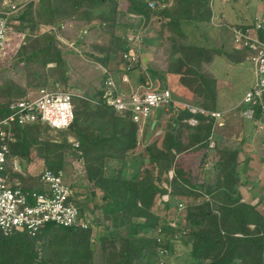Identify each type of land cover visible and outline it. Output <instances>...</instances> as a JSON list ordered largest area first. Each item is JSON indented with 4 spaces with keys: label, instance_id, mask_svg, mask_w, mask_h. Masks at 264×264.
Masks as SVG:
<instances>
[{
    "label": "trees",
    "instance_id": "obj_1",
    "mask_svg": "<svg viewBox=\"0 0 264 264\" xmlns=\"http://www.w3.org/2000/svg\"><path fill=\"white\" fill-rule=\"evenodd\" d=\"M126 1V10H119L117 0H35L12 11L0 0V17L8 24L17 23L11 26L19 34L27 29L23 44L9 64L0 65V119L9 102L40 88L57 84L73 91L63 40L74 45L87 43L89 51L84 55L96 69L103 70L94 97L73 91V129L58 131L62 135L59 141L45 138L47 127L39 123L11 127L13 142L3 172L12 181L20 178L12 170L13 160L27 167L40 159L44 169L63 177L75 162L78 178L88 184L85 190L90 196L80 203L72 191L70 200L78 211V222L84 223L86 229L46 225L34 235L21 230L7 236L0 231V264H171L177 243L184 253L181 263L172 264H264V209L259 208L262 202L252 205L243 201L239 191L244 184L237 174L238 154L250 146L246 136L240 133L238 140L227 144L229 140L225 142L215 133L217 118L190 114L174 102L218 113L211 63L215 58H225L230 64H240L249 51L241 53L233 46L208 48L189 41L184 27L210 26L214 0ZM150 4L155 8L150 9ZM155 24L153 56L159 54L163 66L123 58L133 48L127 34L135 33L138 25ZM94 25L98 33L92 35L93 40H75L78 28L95 30ZM40 26L49 29L39 33ZM249 27L251 24L233 26L242 32ZM227 30L233 40L231 28ZM106 34L109 39L97 42ZM256 36L264 45V28L257 30ZM121 64L123 68H118ZM8 65L17 71V76L10 75ZM19 65L22 67L18 70ZM141 65L146 75L152 74L159 90H164V85L170 94V102L160 106L162 110L146 143L152 114L138 140L139 125L131 120V114H117L103 97L104 82L107 78L113 81L115 73L122 72L139 88L143 86ZM180 85L184 90H178ZM116 89L114 84L112 96L120 94ZM246 108H240L238 113L243 115ZM164 118L165 127L156 134ZM189 118H194L196 125H188ZM249 121L253 129L264 124L260 108L252 107ZM66 135L74 138L76 147ZM263 138H256L259 143L255 145L262 157ZM191 149L201 152L200 163L214 159L211 173L203 174L199 184L189 174V165H193L190 161H186L190 177L174 170L178 162L184 161L180 156ZM109 162H117L119 167ZM169 171L173 173L168 177ZM18 186L24 192L33 190L23 183ZM68 187L72 190L74 185ZM95 191L101 193L100 205L88 208L87 201L92 203ZM173 202L184 208L175 228L154 211L167 212ZM93 227L98 231L91 237Z\"/></svg>",
    "mask_w": 264,
    "mask_h": 264
},
{
    "label": "built area",
    "instance_id": "obj_2",
    "mask_svg": "<svg viewBox=\"0 0 264 264\" xmlns=\"http://www.w3.org/2000/svg\"><path fill=\"white\" fill-rule=\"evenodd\" d=\"M153 7V4H150ZM15 11V5L10 6ZM12 24L0 17V61L10 54H15L23 44V34L12 31ZM264 28V18H257L251 27L244 32L231 28L233 33L232 46L243 53L249 51L244 61L250 66L254 82L245 92L242 104L246 106L243 116L250 119L252 107H258L264 114V45L256 36V31ZM135 52L128 51L123 56L132 62L136 60ZM105 104L117 114L126 112L131 114V120L143 126L151 112L170 102L167 90L155 91L149 79L144 85L130 95H111L114 83L111 78L104 82ZM76 94L72 90H64L57 84L49 88H40L35 93L13 100L7 104L5 116L0 119V231L4 236L15 231L25 230L34 235L46 225L63 229H86L84 223L78 222V211L70 200L73 198L72 190L64 183L60 173H53L43 169L38 173L41 191H22L16 184L8 181L3 175L9 146L13 142L11 127L39 123L48 129L65 131L72 125L73 114L71 99ZM190 114H200L211 118H218L219 113L204 111L200 108L181 103ZM186 123L196 125L194 118H189ZM259 126L264 128V124ZM75 147L76 143L73 144ZM212 143L209 147H212ZM12 170L18 171L16 160L12 162ZM166 198V197H165ZM166 200V199H165ZM180 207V206H179Z\"/></svg>",
    "mask_w": 264,
    "mask_h": 264
},
{
    "label": "rangeland",
    "instance_id": "obj_3",
    "mask_svg": "<svg viewBox=\"0 0 264 264\" xmlns=\"http://www.w3.org/2000/svg\"><path fill=\"white\" fill-rule=\"evenodd\" d=\"M31 1L33 2L35 0H4L3 6L9 8L10 6L15 5V7L17 8L18 6L25 5ZM117 2L119 10H126L128 6L126 0H117ZM154 8V5L153 7H150V9ZM212 11L213 17L210 26L197 24L199 25L198 29H194L192 25L189 27L185 26L184 31L188 35L189 41L192 43L194 42L200 46H205L208 48L222 47L224 49H228L232 47V38L231 35L228 34L227 29L229 28L230 31V28H232L233 26H241L244 24L249 25L251 24V22H253V20L255 21V19L257 18H264V0H214L212 3ZM11 24L12 26H15L17 23L12 22ZM12 26L11 29L12 31H14ZM94 26L95 30H92V28L90 27L87 29L86 27L78 28L76 31L77 36L75 37V40L79 38L83 41L93 40L92 35H96L98 33L97 25ZM154 28H157L156 24L151 27H142L138 25L135 33L127 34L128 40L131 41L133 46V48L131 47L129 51L133 53L135 52V54L138 53V56L135 55L136 60H142V57L144 56L143 49L155 47V42L149 43V41H151V38H153V40L156 39ZM48 29L49 27L40 26L38 32H44ZM25 32H27V29L24 31V33ZM119 33L120 31H117V34ZM121 35L123 34L121 33ZM107 38L109 39L108 34L104 35L103 37H98L99 40H97V42L101 40L103 41L104 39L107 40ZM63 42H65V44L67 45L66 49L63 50V54L66 64L69 68L70 85L71 87H73V91L77 95L85 94L89 97H94L95 88L99 87L100 84L99 80L102 75V70L100 69V71L99 69H96V65L91 64L93 62H90L91 60H89L87 56L84 55V52L89 51L87 43H85L86 45H84V47H81L82 44L80 43L74 45L73 43H66V40H63ZM147 53L150 54V58L148 60L149 65L161 66V59L159 54L156 55V58L153 56L155 50H153V53H151L150 51H148ZM12 57L13 54H10L0 63V65L7 66ZM142 63L144 62L142 61ZM21 67L22 66L19 65L18 70ZM118 68H123V64L119 65ZM9 69L10 75L12 77L17 76V71H15L12 67H9ZM141 69L143 78H145V80H147L148 78L150 79L153 85V89L155 91H162L159 90L160 88L156 83V80L153 79L152 74L150 72H147L146 75V73L143 71L144 67L142 65ZM210 71L212 74H214V77L216 79H220L223 82L221 84V88L224 89V94L221 96L223 97L222 102L225 103L224 108L227 105H229V107H235L237 105L234 110H229L227 114H223L221 116L220 121L222 122V125L216 127L217 130L215 128V133L222 137L225 142L229 140L227 144L232 143V140H238L241 131H243V134L245 136L246 134L250 136L246 137V142L250 146H248L247 149H243L238 155L239 167L237 169V174L241 183L244 184L239 187V191L242 196V200L248 201L252 205L261 200L262 203L260 204L259 208L262 210L264 209V161L258 160L262 155L261 153L259 154L256 152L257 146L255 145L259 143V140H257L256 138L259 139V136L261 137L262 135L264 137V128L261 126H257L255 129H253L249 119H245L243 115L238 113L240 108H245V106L242 104V98L245 92L252 86L254 82L252 70L246 62L244 65H232L229 64V62L226 61L225 58H215L213 64L210 67ZM178 90H184L182 85L178 86ZM159 110H162L161 107H159ZM45 138L59 141L62 138V135H60L58 131L47 128L45 132ZM66 138L70 143H72V141L74 140V138L70 135H66ZM262 147L264 148V142L262 144ZM249 154L256 156L255 158H252L248 156ZM200 159L202 158L200 157ZM195 161L196 160H194L193 165H189L192 171L191 179L194 183L199 184L203 174L208 175L211 173L214 159H208L206 163H200V160L198 162L196 161L195 163ZM31 167H33L31 169H34L33 172H36L44 166L42 164V160L35 159L33 161V164H31ZM187 167L188 164H186V161L184 160L182 162H178L174 170L178 171L182 175L188 176ZM66 172L67 173L63 174L64 183L66 185L73 184L78 188V191L76 190V193H78V195H76L77 202L80 201V203H82L83 201L89 199L88 193L85 190V187L88 185L85 186V184L87 183H84L85 181L81 182L79 180L78 177L80 175V172L77 164L73 162L71 166L67 168ZM172 173L173 171H169L167 173L168 177ZM243 179L245 180L242 182ZM163 199L165 200L166 198L163 197ZM87 204H89L87 206L88 208H90L92 204L100 205V201L98 200V198L94 197L92 203L87 201ZM178 207L177 202H173V206L167 212H162V210L159 209H155L154 211L157 212L160 216H165L166 220L169 223V226L175 228L178 227L180 221L182 220L184 210L182 206H180L179 208ZM97 231L98 229L93 227L91 237H93ZM60 246L61 244L57 245V247ZM183 253L184 248L177 243L175 246V253L173 255V258L170 259L171 264L172 262L181 263L180 259L182 258Z\"/></svg>",
    "mask_w": 264,
    "mask_h": 264
},
{
    "label": "crops",
    "instance_id": "obj_4",
    "mask_svg": "<svg viewBox=\"0 0 264 264\" xmlns=\"http://www.w3.org/2000/svg\"><path fill=\"white\" fill-rule=\"evenodd\" d=\"M86 29H87V27H86ZM154 42H156V40H153V38H151V41H149V43H154ZM232 45V44H231ZM156 46V45H155ZM81 47H84V45H82ZM145 48H146V46H145ZM151 48V47H150ZM146 48V49H143V52H144V58L142 57V61L143 62H146V60H149V58H150V54L149 53H147L148 51H150L151 53H153V50H155V47H153V48ZM232 48V47H231ZM150 49V50H149ZM147 55V56H146ZM214 61V60H213ZM90 62H92V61H90ZM89 62V63H90ZM95 64V63H94ZM213 64V62L211 63V65ZM230 64V63H229ZM241 65L243 64H245V62H242V63H240ZM98 65V64H97ZM211 65H210V67H211ZM232 65H239V64H232ZM103 71V70H102ZM211 72V71H210ZM213 76H214V74H213ZM113 82H114V84H115V86H116V90H117V92H119L120 94H123V95H130L131 93H134V92H136L137 90H138V85L134 82V80L132 81V79L130 80L129 79V77H126L125 75H123V73L122 72H120V73H116L115 75H113ZM215 78V77H214ZM128 79V80H127ZM215 81H216V89H217V91H218V102H217V107H218V113H219V117L221 118V116L224 114H227V112L229 111V110H234L235 108H236V106L234 107H229V105H227L225 108H224V105H225V103L224 102H222L223 101V97L221 96V95H223L224 93H223V90L224 89H222L221 88V84L223 83L220 79L218 80V79H216L215 78ZM250 87V86H249ZM249 89V88H248ZM78 95H80V94H78ZM174 102L175 103H177V104H181V102L180 101H175L174 100ZM184 104H186V103H184ZM152 115H151V117L153 118V119H151V117L149 118V120H148V122L150 123V126H151V123L152 122H155L156 123V119L157 118H155V110H153L152 111V113H151ZM160 114V111H159V113H158V115ZM221 115V116H220ZM158 117V116H157ZM165 118H167V116H165ZM165 118L163 119V120H161V122H160V129L157 131V133L156 134H158V133H160L162 130H163V128L165 127ZM220 118H217V120H216V126H215V128L216 127H218V126H220V125H222L221 123V121H220ZM150 126H149V130H148V132H147V134L150 132ZM143 126H139V128H138V132H137V138H138V140L141 138V136H142V134H143ZM216 130H217V128H216ZM147 134H146V136H145V140H144V142L146 143L147 141H148V139L146 138L147 137ZM241 134H243V131H241ZM249 135H247L246 134V137H248ZM250 137V136H249ZM74 143H76V141L75 140H73L72 141V144H74ZM77 144V143H76ZM213 144V143H212ZM241 153V152H240ZM239 153V154H240ZM254 153V152H253ZM238 154V155H239ZM249 157H252V158H255V156L254 155H248ZM258 156V155H257ZM200 157H201V152H199V150H197V149H191L190 151H188L187 153H185L184 155H182V156H180V158H182L183 160H185V161H187V162H191V163H194V160H196L197 162L200 160ZM260 157V156H259ZM259 161H264V157H262L261 156V158L260 159H258ZM17 161V160H16ZM196 161H195V163H196ZM239 162V161H238ZM17 164H18V171H16L17 173H19V175H20V178H17V179H14V180H12L11 182H13L14 184H16L17 186L19 185V183H23V186H27V187H29V188H32L33 190H36V189H40L41 188V184H40V182H39V179H38V173H39V170L41 171V170H43L44 168H41V169H39V170H37L36 172H33V170L34 169H31V168H33V167H31V164H33V162L29 165V166H24L23 164H21L20 162H18L17 161ZM109 164L110 165H112V166H114V167H119V165H118V163L117 162H109ZM239 167V166H238ZM245 169V168H244ZM15 172V171H14ZM189 174H190V176L192 175V171L191 170H189ZM190 176H188V177H190ZM246 178V177H245ZM245 179H243L242 180V182L244 181ZM84 183H86V182H84ZM86 185H88V184H85V186ZM68 186V185H67ZM19 187V186H18ZM85 188H87V186L85 187ZM78 188L76 187V186H74L73 187V189H72V191L74 192V194H75V196L76 195H78V193H76L78 190H77ZM77 190V191H76ZM80 192V191H79ZM94 194H95V197L96 198H98V200L100 199V195H101V193L99 192V191H95L94 192ZM88 196H90L89 195V193H88ZM100 201V200H99Z\"/></svg>",
    "mask_w": 264,
    "mask_h": 264
},
{
    "label": "water",
    "instance_id": "obj_5",
    "mask_svg": "<svg viewBox=\"0 0 264 264\" xmlns=\"http://www.w3.org/2000/svg\"><path fill=\"white\" fill-rule=\"evenodd\" d=\"M163 89H165V86H164V85H163ZM158 113H159V108L155 109V118H157ZM154 125H155V122H152V123H151V126H150V132L147 134V137H146L147 139L150 138L151 131L153 130ZM69 129L72 130V129H73V125H71V126L69 127Z\"/></svg>",
    "mask_w": 264,
    "mask_h": 264
}]
</instances>
